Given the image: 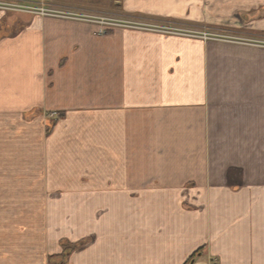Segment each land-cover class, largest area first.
<instances>
[{"label": "crops", "instance_id": "crops-1", "mask_svg": "<svg viewBox=\"0 0 264 264\" xmlns=\"http://www.w3.org/2000/svg\"><path fill=\"white\" fill-rule=\"evenodd\" d=\"M97 1L0 9V264H264V0Z\"/></svg>", "mask_w": 264, "mask_h": 264}, {"label": "rangeland", "instance_id": "rangeland-1", "mask_svg": "<svg viewBox=\"0 0 264 264\" xmlns=\"http://www.w3.org/2000/svg\"><path fill=\"white\" fill-rule=\"evenodd\" d=\"M95 1V0H92ZM45 4L44 5H40V4H34V6L28 5V6H21L18 3L14 2V1H5L6 4H4V1L2 2L0 0V9H7L11 12H15V11H23L29 14H34V13H30L27 11L28 7L33 8L34 9H38V8H44L48 11H53L55 9H57L58 11H62L63 13L67 12V11H63V7H80V6H84L86 5V3H91L90 0H45ZM97 3L99 5L94 6L96 8V10H94L93 12H89V11H80V10H71L68 9V12L70 13H75L77 15L80 16H89L91 18H93L94 20H96L97 23H100L101 26H103L104 28H112V27H124V28H130V27H136V28H144V29H150L152 27H156L158 29L163 28L165 29V25L164 23H156V22H152V21H144V20H138L136 18H129L126 15H124V13L122 12V10L120 8H116L113 7L114 9L111 10V8L109 7L108 0H103L102 1H97ZM62 9V10H61ZM66 10V9H64ZM152 26V27H151ZM195 33H197L198 31L200 32H204L206 33L207 37H214L217 38L218 35H226L229 36L232 40H235L237 38L243 37L244 36L242 34H240L239 32L233 31L231 33H226L223 30H220L217 28V30H207L204 28H199V29H195ZM210 33V34H208ZM211 35H215V36H211ZM217 36V37H216ZM245 40L246 39H252V38H256V37H250V36H245ZM234 38V39H233ZM263 41V40H262ZM262 43V42H261ZM2 204V203H0ZM6 204V203H3ZM10 205V204H9ZM69 245H66V247ZM51 264H54L51 262Z\"/></svg>", "mask_w": 264, "mask_h": 264}, {"label": "built area", "instance_id": "built-area-1", "mask_svg": "<svg viewBox=\"0 0 264 264\" xmlns=\"http://www.w3.org/2000/svg\"><path fill=\"white\" fill-rule=\"evenodd\" d=\"M28 12L30 13H34V14H40V15H43V16H48V15H58L57 13H55L54 11H48L44 8H38V9H34V8H30L28 7L27 9ZM62 16V15H61ZM63 16H67V17H75L76 15H73V14H66V15H63ZM82 19L88 21V22H93L95 23L96 20H94L93 18H86V17H82ZM130 28H136V27H130ZM140 29H144V28H140ZM165 33L166 34H173V33H177L175 30H172V29H167L165 30ZM204 38H209L207 37L206 34H203L202 35ZM50 119H55L56 118V114L55 113H51L49 114L48 116ZM196 264V263H194ZM211 264V263H210Z\"/></svg>", "mask_w": 264, "mask_h": 264}, {"label": "trees", "instance_id": "trees-1", "mask_svg": "<svg viewBox=\"0 0 264 264\" xmlns=\"http://www.w3.org/2000/svg\"><path fill=\"white\" fill-rule=\"evenodd\" d=\"M134 19V18H133ZM76 248V245H69L66 247V245L64 246V253L60 256V258L62 259V263L61 264H65L64 261L66 260V258L68 257V254L70 252H72L74 249ZM198 257V255H194L190 258V260L186 263V264H194L196 261V258ZM51 258L48 260V264H51Z\"/></svg>", "mask_w": 264, "mask_h": 264}]
</instances>
